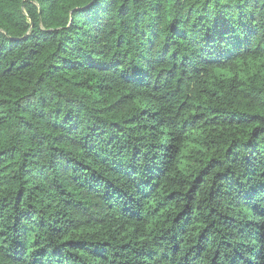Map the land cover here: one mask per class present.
<instances>
[{
  "label": "trees",
  "instance_id": "trees-1",
  "mask_svg": "<svg viewBox=\"0 0 264 264\" xmlns=\"http://www.w3.org/2000/svg\"><path fill=\"white\" fill-rule=\"evenodd\" d=\"M0 264H264V0H0Z\"/></svg>",
  "mask_w": 264,
  "mask_h": 264
}]
</instances>
